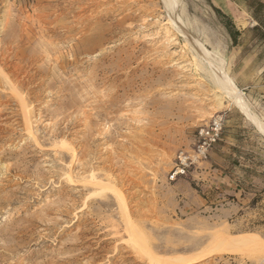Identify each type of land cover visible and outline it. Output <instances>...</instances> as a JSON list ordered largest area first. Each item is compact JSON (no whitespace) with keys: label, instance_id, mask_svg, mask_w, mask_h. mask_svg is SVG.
<instances>
[{"label":"rangeland","instance_id":"rangeland-1","mask_svg":"<svg viewBox=\"0 0 264 264\" xmlns=\"http://www.w3.org/2000/svg\"><path fill=\"white\" fill-rule=\"evenodd\" d=\"M178 1L172 18L193 44L161 0H0V264H148L130 250L113 196L78 187L80 196L61 180L70 160L77 180L114 178L162 258L205 253L216 233L264 239V136L218 87L199 46L223 60L264 123V0ZM217 117L221 140L174 177ZM62 144L75 152L64 161ZM76 213L81 224L65 227ZM192 264H264V255Z\"/></svg>","mask_w":264,"mask_h":264},{"label":"bare ground","instance_id":"bare-ground-1","mask_svg":"<svg viewBox=\"0 0 264 264\" xmlns=\"http://www.w3.org/2000/svg\"><path fill=\"white\" fill-rule=\"evenodd\" d=\"M164 4L163 7H165V10L169 16V21L170 23L181 33L187 35L186 31L179 25V23L181 22L179 20V23L177 21H175L176 19L178 20V7L180 4H178V0H161ZM174 17L175 20L172 18ZM183 21V20H182ZM183 26V25H182ZM191 36H189V34L186 36V38L190 39ZM192 38V37H191ZM191 43L192 42V39ZM48 45V44H46ZM201 47V49L203 50V54L206 56V58H208L210 61H207V64L209 66V70H211L210 72H212V75L214 77L215 82L218 84V87L221 88V90L224 92V94H226L230 100H232L234 102V104L237 106V108L253 123V125L256 127V129L264 136V123L261 122L249 109L248 105L246 104L242 92L240 90H238L233 83L231 82L228 74L226 73V71H224V66H223V60L221 58H217L216 56H213V54H209L201 45H199ZM198 46V47H199ZM47 48V47H46ZM196 48V47H195ZM43 49V48H42ZM48 51V50H47ZM195 51H197L195 49ZM198 52V51H197ZM202 54V53H201ZM202 56V55H201ZM203 57V56H202ZM204 59V58H203ZM37 60V59H36ZM12 67V66H11ZM39 69V68H38ZM1 70V69H0ZM40 74V72H39ZM38 74V75H39ZM3 75V74H2ZM6 75V73H5ZM45 77V75H44ZM6 79V78H4ZM10 79V78H9ZM5 81V80H4ZM8 81V78H7ZM62 83V82H61ZM11 84V83H10ZM7 84V85H10ZM61 86V85H60ZM15 87V86H14ZM11 88V87H10ZM15 88H19V87H15ZM9 89V88H8ZM62 89V88H61ZM17 90V89H15ZM19 90V89H18ZM10 91V90H8ZM13 91V90H11ZM16 93V92H14ZM13 93V94H14ZM40 93V92H39ZM21 94V92H20ZM16 95L18 101L20 102L22 109H23V114H24V119L27 125V133H28V137L29 139H32L35 143L39 144L40 142H38L39 139H37L32 125H31V120H32V115H30L29 111H27V103H26V99L22 96L19 95V93L17 92ZM13 97V95H11ZM226 96V97H227ZM1 97V95H0ZM3 97V96H2ZM2 99V98H1ZM5 99V98H4ZM3 99V100H4ZM7 99V98H6ZM10 99V98H9ZM8 99V100H9ZM13 100V99H12ZM10 101V100H9ZM8 101V102H9ZM17 101V100H16ZM15 101V102H16ZM4 102V101H3ZM6 102V100H5ZM29 103V102H28ZM19 104V105H20ZM30 109V108H29ZM28 109V110H29ZM31 110V109H30ZM32 112V111H31ZM100 135V134H99ZM98 138V137H97ZM100 138V137H99ZM93 141V140H92ZM94 145V143H92ZM89 145V144H88ZM87 145V146H88ZM85 146V145H84ZM87 148V147H86ZM89 148V147H88ZM62 153H61V160L64 161V159L67 158V152H71L73 155L75 152H73L72 149L69 148V145L67 144H62L61 149ZM93 150V149H92ZM96 150V149H95ZM91 151V150H90ZM70 153V156L72 155ZM90 153V152H89ZM94 153V152H93ZM92 154V153H91ZM76 156V155H75ZM85 157V156H84ZM86 157L88 158L89 156L86 155ZM91 157V155H90ZM72 158V157H71ZM70 158V159H71ZM86 158V159H87ZM68 159V158H67ZM74 159V156H73ZM78 159V158H77ZM95 159V158H94ZM73 161V160H72ZM70 160V165L68 170H66L65 173H62L61 177H62V181H65L67 185L69 186H74L73 190L76 191L77 195L80 194V196H82V193L79 191L78 187H82L81 191H91L94 190V192H96L95 196L100 198V200L103 198H105L107 195L113 196L117 205H118V209L120 211V216L122 219V224L124 227V231L128 234H130V236H133V240L128 244L130 247V250L133 252L134 256H136V258L140 259V260H146L148 262V264H192L195 262H202L207 260L208 258H210L211 256H215V255H223V254H237V253H244V252H260L264 255V239L258 235L255 234H245V235H240V236H231L229 234H224V233H216L213 235V239L215 242V245L210 248L207 252L202 253L200 255H197L195 257H184V258H172V259H166L162 258L158 255L156 249L152 246V244L149 243V241H147L146 239L144 240V238L142 237V230L141 227L139 226V223H136L135 221H133L132 219V213L129 209L127 200L124 196V194L122 193V191L117 187V183L114 180V178H112V176L110 175H106V176H101V175H97V173L95 174V172H92L90 177L87 179H83L85 181H80L77 180L74 175H73V170H72V164L74 162H72ZM60 162V161H59ZM91 162V161H89ZM93 162V161H92ZM64 163V162H63ZM76 163V162H75ZM83 164V163H82ZM86 164V163H84ZM89 164V163H87ZM91 165V164H90ZM89 166V165H88ZM92 166V165H91ZM18 168V167H17ZM60 168V167H59ZM87 165H83V169L86 171L87 169ZM93 168V167H92ZM91 168V169H92ZM7 169V168H6ZM19 169V168H18ZM17 169V170H18ZM90 169V168H89ZM87 169V172L88 170ZM90 169V170H91ZM94 169V168H93ZM21 170V169H20ZM7 171V170H6ZM13 171V169H12ZM60 171V170H59ZM62 171V170H61ZM65 171V170H64ZM82 171V170H81ZM84 171V172H85ZM11 172V171H10ZM53 172V173H52ZM52 178L57 176V172L52 171ZM50 173V171H49ZM60 173V172H59ZM10 174V173H9ZM21 174V173H20ZM8 176V175H7ZM36 176V175H34ZM59 176H57L58 178ZM60 177V178H61ZM20 178V177H19ZM38 178V183L39 184H43L46 181V178L43 177L42 175L38 174L37 175ZM36 179V178H35ZM78 188V190H77ZM75 195V194H74ZM94 196V195H93ZM109 196V197H110ZM94 198V197H93ZM97 198V199H98ZM107 198V197H106ZM105 198V199H106ZM92 199L90 198H86L83 202V208L82 210H87L89 207V200ZM95 199V198H94ZM108 199V198H107ZM73 201V200H72ZM16 202V201H15ZM110 206V205H109ZM104 207V205H103ZM112 207V206H111ZM62 208H60L61 210ZM79 211V212H82ZM63 212V211H62ZM84 213V212H83ZM83 213L79 214L76 213L75 214V218L73 222H68L65 227H69V228H73V227H77V223L80 222ZM63 214V213H62ZM134 214V213H133ZM137 214V213H135ZM134 214V215H135ZM65 216L68 215V212H66V214H64ZM139 215V214H138ZM137 216V215H136ZM140 221V220H139ZM141 222V221H140ZM143 223V222H142ZM147 223V222H146ZM81 224V222H80ZM111 224V223H110ZM121 224V223H120ZM139 224V225H138ZM143 225V224H142ZM122 225H120L121 227ZM49 227V226H48ZM112 229L114 230V232L118 233L119 232V226L116 225L115 223L111 224ZM145 227V226H144ZM52 228V227H51ZM93 228H88L85 232L87 233H91L93 232ZM66 232V231H65ZM113 233V232H112ZM62 234V233H61ZM111 235V234H110ZM119 235V234H118ZM145 235V234H144ZM211 236V235H210ZM142 237V239H141ZM114 238V237H113ZM211 239V238H210ZM183 256V255H182Z\"/></svg>","mask_w":264,"mask_h":264},{"label":"built area","instance_id":"built-area-1","mask_svg":"<svg viewBox=\"0 0 264 264\" xmlns=\"http://www.w3.org/2000/svg\"><path fill=\"white\" fill-rule=\"evenodd\" d=\"M223 127V118L217 117L207 127L200 130L196 148L188 157L181 156L179 158L174 177L185 175L191 166L207 158L210 150L221 140Z\"/></svg>","mask_w":264,"mask_h":264},{"label":"trees","instance_id":"trees-1","mask_svg":"<svg viewBox=\"0 0 264 264\" xmlns=\"http://www.w3.org/2000/svg\"><path fill=\"white\" fill-rule=\"evenodd\" d=\"M261 5L262 4H258V6H261ZM216 11L219 12V10H216ZM225 18L227 20L229 29H232L230 31V33H231L230 35H231V37H232V39L234 41V44H236L237 40H238V36L240 35V33L235 29V27L232 24V21L229 18H227V17H225Z\"/></svg>","mask_w":264,"mask_h":264}]
</instances>
